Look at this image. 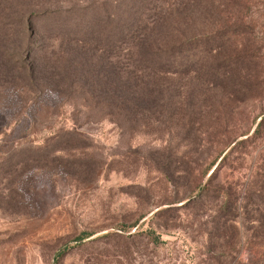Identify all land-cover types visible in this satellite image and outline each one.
Instances as JSON below:
<instances>
[{"label":"rangeland","instance_id":"1","mask_svg":"<svg viewBox=\"0 0 264 264\" xmlns=\"http://www.w3.org/2000/svg\"><path fill=\"white\" fill-rule=\"evenodd\" d=\"M116 2L0 0V264H264V0Z\"/></svg>","mask_w":264,"mask_h":264},{"label":"trees","instance_id":"2","mask_svg":"<svg viewBox=\"0 0 264 264\" xmlns=\"http://www.w3.org/2000/svg\"><path fill=\"white\" fill-rule=\"evenodd\" d=\"M152 1L156 3L162 0H118L113 5L115 8L114 13H107L106 21L108 20L110 23V28H106L105 32L114 35L117 28L115 29L113 25L116 23L122 25L124 32L127 31V36L129 29L132 27L146 28L149 25L147 10H150L148 6L150 8L153 5ZM105 10L107 11L108 8L105 7ZM92 14L95 16L94 11H92ZM218 38V32H214L208 36H194L176 44L165 45V47H154L155 44H152V41H148L145 37L135 53H131L132 51L128 47V53L132 56L129 65H131V61L146 64L148 67L162 64L169 66V64L186 65L187 63H195L199 61L200 55L217 48ZM130 69L125 72L130 86L127 89V96H133L139 88L135 85V81L139 78L133 77Z\"/></svg>","mask_w":264,"mask_h":264}]
</instances>
